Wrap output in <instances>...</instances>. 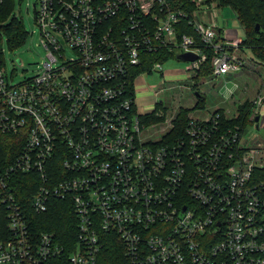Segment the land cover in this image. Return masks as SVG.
Segmentation results:
<instances>
[{"label": "built area", "instance_id": "2783aa9c", "mask_svg": "<svg viewBox=\"0 0 264 264\" xmlns=\"http://www.w3.org/2000/svg\"><path fill=\"white\" fill-rule=\"evenodd\" d=\"M33 10L45 49L36 71L14 81L0 45V264L63 255L38 221L53 199L73 209L68 264H97L107 234L131 264H264V190L253 179L264 142L221 119L237 106L188 112L175 134L182 106L146 125L134 107L133 79L161 70L165 52L196 54L186 78L209 59L232 95L224 75L247 63L208 3L35 0ZM263 102L264 75L250 100L255 128Z\"/></svg>", "mask_w": 264, "mask_h": 264}, {"label": "rangeland", "instance_id": "374dc122", "mask_svg": "<svg viewBox=\"0 0 264 264\" xmlns=\"http://www.w3.org/2000/svg\"><path fill=\"white\" fill-rule=\"evenodd\" d=\"M12 1V12H15L22 18L28 35L24 43L15 47L9 46L4 36L2 47L4 50V66L8 71H13V80L19 81L36 71L39 63L45 58V49L38 43V30L33 14V2L35 0ZM213 2H207L209 10L215 18L216 23L223 27L225 36L229 39L242 36L243 29L240 27L232 8L229 6H217ZM10 17L11 15L6 19H10ZM31 30H33L32 34H29ZM232 49H234L232 51H236L235 47ZM161 64V70H154L148 73L143 72L133 79L135 110L139 113L148 114L146 116L143 114V123L146 125L155 121L152 120L153 118H149L155 111L162 110L165 113V117H168L169 115H174L180 106L189 107V114L192 116H197L198 118L207 116L209 110L206 107L210 102L215 101L213 98L216 93H219L217 91L219 80L216 79V76L209 75V81L205 84L208 86V90L204 106L194 107L191 105L190 100L193 96H196L195 91H197L199 86L195 82L191 85L188 78L185 77L187 60L176 58L174 55L167 57ZM186 71L188 72L189 70ZM236 77L234 81L237 83L245 84L248 81L247 78L241 77L239 79L238 76ZM231 106L233 107L225 110L227 115L236 113L234 103ZM257 108L261 113L258 120V128L253 127L251 122L247 121L244 127V135H251L253 138L255 137L257 140L264 142V104ZM157 136L153 135L152 138Z\"/></svg>", "mask_w": 264, "mask_h": 264}, {"label": "trees", "instance_id": "16d2710c", "mask_svg": "<svg viewBox=\"0 0 264 264\" xmlns=\"http://www.w3.org/2000/svg\"><path fill=\"white\" fill-rule=\"evenodd\" d=\"M211 1H214L217 6H229L232 8L240 27L243 29V36L239 45L249 47L253 58L264 65V0H205V2ZM12 8V0L0 2V20L4 21L9 16ZM256 24H258V28H256ZM4 36L11 47L25 42L27 30L20 16L11 15L10 19H6L0 23V45H2ZM169 56H174V53L165 52L164 60ZM143 69L149 68L148 66H144L138 69V71ZM211 70L212 68L208 59L200 67L197 76L208 75L211 73ZM201 106L200 100L194 105V107ZM189 111V107H180L178 115L175 118L176 127L173 132L174 134L183 127ZM237 111L238 115L236 117L227 118L220 109L221 119L225 123L230 124L235 122L245 124L247 121H250V102L243 101L239 103ZM27 177L25 174L20 175V182L26 183L25 179ZM253 179L264 190V165L255 168ZM29 189L31 190V187ZM38 221L41 228L55 231L58 239L65 247L63 255L52 258L46 264H68L67 254L71 250L75 240V221L71 202L66 199H53L48 210L38 215ZM97 264H131V261L125 254L120 240L113 234H107L99 251Z\"/></svg>", "mask_w": 264, "mask_h": 264}, {"label": "crops", "instance_id": "0c3cea01", "mask_svg": "<svg viewBox=\"0 0 264 264\" xmlns=\"http://www.w3.org/2000/svg\"><path fill=\"white\" fill-rule=\"evenodd\" d=\"M242 36H243V33H242ZM242 36H237L236 38H231L229 40H234L238 42V47L236 48L235 53L245 59L247 63V67L242 68V70L240 69V70L230 71L224 75V78L226 82L228 83V85H231L233 82H236L234 81L236 80L235 78H237L236 76H238L239 79L241 77H244V78H247L248 81L249 80L250 81L245 82V84H240L239 82L238 83L236 82L238 86L234 89L232 95L227 96L225 94V89H223V83H222L223 78L216 76V79L219 80V86L217 90L219 91V93L215 94V97L213 98L215 101L210 102L208 106L206 107L207 110H209V112L217 107L222 108L223 110L232 108L233 106H231V104L233 103L235 106H237V104L243 101L250 102V100L255 95L256 91L258 90L260 79L264 75V65L262 63L256 62L253 59L252 52L249 47L239 45V42ZM209 75H212V74H209ZM209 75L207 76L202 75L198 77L197 76L188 77V81L189 83H191V85L194 84V82L195 84H198L199 88H197V91H199L202 95L200 97L197 95L195 97L194 96L192 97V99L190 100L192 106H194L198 102V100H200V102L202 103V106H204L205 98L207 94L206 92L208 90L207 89L208 86L205 84H207L209 81L208 79ZM231 80H233V82H231ZM263 104L264 102L260 106H262ZM260 115H258V118L260 117Z\"/></svg>", "mask_w": 264, "mask_h": 264}, {"label": "water", "instance_id": "95a60500", "mask_svg": "<svg viewBox=\"0 0 264 264\" xmlns=\"http://www.w3.org/2000/svg\"><path fill=\"white\" fill-rule=\"evenodd\" d=\"M256 28H258V24H256ZM176 57L183 59V60H191V59H194L196 57V54L194 52H191V51H185V52L177 53ZM195 93L199 97L202 96L199 91H195ZM254 119L258 120V115H256Z\"/></svg>", "mask_w": 264, "mask_h": 264}]
</instances>
